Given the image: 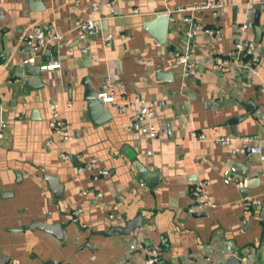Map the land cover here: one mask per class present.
<instances>
[{
  "label": "crops",
  "instance_id": "obj_1",
  "mask_svg": "<svg viewBox=\"0 0 264 264\" xmlns=\"http://www.w3.org/2000/svg\"><path fill=\"white\" fill-rule=\"evenodd\" d=\"M40 1L0 0V51L6 55L0 64V264H144L150 254L172 264H206L208 258L225 264L234 252L241 264H264V0H219L217 15L188 11L220 28V38L204 31L188 36V12L177 11L204 0H114L117 14L108 0ZM95 2L101 25L80 39L74 21L92 16ZM160 14L169 15L162 42L148 26ZM48 22L63 37L49 32L32 50L29 34ZM245 23L243 36L255 43L253 68H213L214 55L234 46V33ZM186 51L192 67L176 60ZM33 55L31 63L41 70L29 81L23 63ZM104 76L122 80L128 97L154 104L156 136L131 127L138 103L119 111L101 102L109 117L92 119L86 92L89 87L97 96ZM125 97L117 93L118 100ZM51 101L71 124L72 140L52 133ZM236 116L240 120L231 123ZM192 129L209 137L250 136L262 151L246 155L232 145L194 140ZM92 157L96 168L75 179L78 165ZM136 160L154 172L157 184L142 180ZM231 166L248 179L246 187L224 182ZM98 168L109 172L95 177ZM200 183L216 206L192 208L190 187ZM253 196H262V204L246 213L243 199ZM137 216L142 224L132 231L105 233ZM36 219L60 223L62 237L23 228Z\"/></svg>",
  "mask_w": 264,
  "mask_h": 264
},
{
  "label": "built area",
  "instance_id": "obj_2",
  "mask_svg": "<svg viewBox=\"0 0 264 264\" xmlns=\"http://www.w3.org/2000/svg\"><path fill=\"white\" fill-rule=\"evenodd\" d=\"M106 5L109 6L113 14H117L118 10L114 7V0H108ZM222 3L219 0H204L189 4L185 7H179L177 11H194V10H205L209 9L214 15H217L219 12ZM94 13L92 16L86 18H78L74 21V28L77 32V35L80 39H86L89 35H92L97 32L98 28L101 25L103 20L102 14L99 12V4L94 3ZM134 11H139L138 8H135ZM184 20L190 24L189 29L187 30L188 36H193L200 31H204L207 34L216 36L220 38L222 36V31L220 28L214 26L204 25L197 21L191 13L184 15ZM247 27V24H242L237 32L234 33L235 44L234 46L225 54H216L214 55L213 68L222 69L231 64L237 65L243 68H253L257 62V55L255 53V43L252 40H247L243 36V30ZM51 32V36L54 39H61L63 36L59 33L53 22H48L44 24L36 25L33 31L28 36V44L31 49L34 51L39 50L48 40V34ZM106 43L109 44L111 40V35L107 34ZM84 51L88 50L87 46L83 47ZM35 56H30L27 60L29 62L35 61ZM176 60L180 63H183L186 67L194 66L191 61V55L189 51L184 53L176 54ZM58 62L53 64H48V66H57ZM121 92L123 96H126L123 100L117 99V93ZM97 99L103 104L111 105L119 111H124L131 103H138L139 110L136 114L131 116L130 125L133 128L139 129L142 132L149 133L151 136H156L158 130L156 129L155 124L152 122V117L155 114L154 104L151 101L146 100L140 95L134 97H128L125 93V86L122 80L113 78L112 76H104L102 78L100 88L97 92ZM69 105V103H67ZM49 107L51 109V116L49 119V126L52 133L61 140H72L74 138V133L71 124L69 121L62 115L59 110V103L57 101L49 102ZM2 134L1 125H0V135ZM191 137L194 140H213L215 142L232 145L234 152H244L246 155H253L262 151V147L258 144H252V138L250 136H238L234 134H218L214 137H209L204 131L198 129L191 130ZM53 142L52 138L47 139V144L51 145ZM62 157L67 159L70 158V153L64 152ZM97 158L92 157L87 162L78 165L75 179H77L80 174L87 170H94L97 165ZM236 168L231 166L226 168L223 173V179L226 183H235L239 187H246L248 185V179L240 177L236 173ZM108 169L98 168L94 173V176L97 177L100 174H108ZM194 195V202L192 208L197 210L202 207H213L216 206V203L210 200L207 196L206 190L202 183L193 184L190 187ZM85 194L89 193L86 189L83 191ZM102 195L101 192L98 194ZM262 196H253L245 197L243 199L244 211L248 213L253 207L262 204ZM82 211L79 208L78 212ZM113 216V214H112ZM144 264H172L171 262L164 260L159 254H150L145 259ZM206 264H216L214 260L210 258L207 259Z\"/></svg>",
  "mask_w": 264,
  "mask_h": 264
},
{
  "label": "water",
  "instance_id": "obj_3",
  "mask_svg": "<svg viewBox=\"0 0 264 264\" xmlns=\"http://www.w3.org/2000/svg\"><path fill=\"white\" fill-rule=\"evenodd\" d=\"M40 1V0H39ZM38 0H29L30 4L32 5H39L41 1ZM169 15L168 14H160L158 15L155 20L152 23H149L148 26H150L153 29L154 36L159 40L163 41V37L166 32L167 23H168ZM6 61V55L4 51H0V64ZM41 65L34 64L26 60L23 63V74L28 78L29 81H36L35 77H38L40 74ZM86 98L88 99V111L90 116L94 121L104 120L109 117V108L106 106L104 107L102 103L97 99L96 93L89 90V87L86 92ZM98 112L102 114L98 118ZM240 120L239 116L233 117L230 119L231 123L236 124ZM135 167L137 169L138 174L142 178L144 182H146L149 185H155L157 184V181L159 180L158 177L154 174V172L150 171L148 168H146L140 161H135ZM50 186L53 188H57L58 186L61 187L60 183H57L55 181L49 180ZM56 191V190H55ZM57 195V194H56ZM58 196V195H57ZM142 224V219L140 216H137L131 220H129L125 227H119V226H113L109 230H106L105 233H110L114 230H118L121 232L128 233L135 229L137 226H140ZM25 229H35L40 228L42 230H45L47 232H51L57 237L61 238L63 235V228L60 223H50L42 220H32L30 223L25 224L23 226ZM242 260L238 256V252L232 253L226 260L225 264H241Z\"/></svg>",
  "mask_w": 264,
  "mask_h": 264
}]
</instances>
